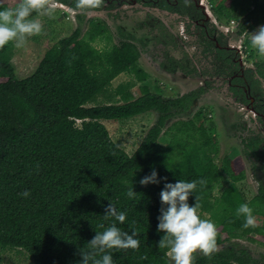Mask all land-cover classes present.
<instances>
[{"label": "trees", "instance_id": "16d2710c", "mask_svg": "<svg viewBox=\"0 0 264 264\" xmlns=\"http://www.w3.org/2000/svg\"><path fill=\"white\" fill-rule=\"evenodd\" d=\"M216 5L220 12L234 14L243 28L264 24V0H217ZM0 8L9 7L0 2ZM38 14L33 11L28 19ZM104 32L95 24L83 36L74 30L51 44L34 71L21 79L11 63L13 41L0 47V251L23 250L34 264H79L80 250L96 231H103L100 225L111 223L104 213L112 202L126 213L117 226L134 229L139 240L136 249L111 250L114 264H172L166 250L157 247L163 235L157 231V217L167 207L160 201L161 189L179 179L198 182L188 202L199 204L198 214H211L216 244L221 233L225 240L250 232L256 235L252 241L264 240V221L242 228L244 217L236 211L248 203L253 214L264 217V197L246 201L236 187L214 196L223 170L233 180L240 176L222 161L217 165L211 156L217 144L199 116L167 126L170 107L178 99L163 97L145 84L138 86V95L132 93L147 72L129 43L93 46L96 40H109ZM123 72L133 80L111 88ZM149 111L157 113V120L131 154L100 122ZM162 135H168L166 144L160 142ZM153 169L159 183L141 184ZM130 188L136 192L132 198L127 196ZM25 190L28 197L21 195ZM193 256V264L246 263L244 254L232 248Z\"/></svg>", "mask_w": 264, "mask_h": 264}, {"label": "flooded vegetation", "instance_id": "af4514ba", "mask_svg": "<svg viewBox=\"0 0 264 264\" xmlns=\"http://www.w3.org/2000/svg\"><path fill=\"white\" fill-rule=\"evenodd\" d=\"M46 6L60 8L61 16L76 21L78 25L73 31L78 29L81 36L94 24L104 27L109 40L102 47L133 45L141 68L140 57L149 43L155 49L156 68L167 75L179 74L178 80L182 76L195 77L200 85L190 92L182 95L158 92L163 97L178 99L170 107L168 120L188 121L199 116L217 144L218 151L211 154L217 165L221 166L222 161L240 176L233 180L223 170L222 178L230 181L224 189L236 187L246 201L256 195L264 197V56L252 50L250 43L251 32L259 25L251 29L241 27L239 19H230L224 11L220 12L212 0H104L101 6L90 9L77 8L76 0H46ZM90 12L112 19L116 32L101 18H87ZM130 14L136 20L128 21L126 16ZM84 22L87 28L82 34L80 25ZM135 36L140 38L139 42ZM148 76L147 73L146 79ZM208 91L222 95L224 104L218 109L231 123L229 129L235 145L224 152L219 148L220 136L213 119L215 107L202 105L192 117L186 114L191 103ZM184 117L188 118L183 120ZM253 215L264 221L261 215ZM255 236L250 232L237 238L261 245L258 250L233 244L222 249L232 248L238 255L243 253L245 264H264V240L252 241L250 238Z\"/></svg>", "mask_w": 264, "mask_h": 264}, {"label": "clouds", "instance_id": "9594fccd", "mask_svg": "<svg viewBox=\"0 0 264 264\" xmlns=\"http://www.w3.org/2000/svg\"><path fill=\"white\" fill-rule=\"evenodd\" d=\"M104 0H76L79 9L97 8ZM36 11L41 15L53 14V9L46 6V0H19L11 8H0V47L15 42L16 47H22L27 37L39 34L42 30L41 23L36 19H28L30 14ZM250 43L260 56H264V24L259 25L251 32ZM162 179V178H160ZM141 184L159 183L158 174L153 169L149 175H145L139 181ZM197 181L176 180L166 182L160 191V201L167 207L160 209L157 217V231H162V237L157 241L159 249H165L172 264H193V253L199 250L208 256L216 250L217 229L211 219L201 218L198 215L199 204H189L188 197L194 193ZM203 184L204 181L200 180ZM136 192L130 188L127 192L129 198ZM22 196L28 197L29 191L25 190ZM237 215H242L244 221L242 228L256 227L253 209L248 203H241ZM112 218L109 226L103 231H96L88 241L86 249L80 250L81 260L79 264H114L111 250L136 249L139 247L137 232L123 231L117 223L126 220V213L118 210L110 202L104 213V218Z\"/></svg>", "mask_w": 264, "mask_h": 264}, {"label": "rangeland", "instance_id": "374dc122", "mask_svg": "<svg viewBox=\"0 0 264 264\" xmlns=\"http://www.w3.org/2000/svg\"><path fill=\"white\" fill-rule=\"evenodd\" d=\"M18 1L19 0H0L1 3L7 4L9 8L14 7ZM212 1L215 3L217 0ZM49 7L53 9V14L51 16L46 14H38L37 16L32 18L38 20L42 25V30L39 34L27 37L25 44L19 48L15 46V42L13 41L14 53L11 59V63L14 67V72L17 78L21 79L30 75L34 71L36 65L40 61L47 48L60 38L71 34L73 29L78 25L73 19L69 18V21L65 17L61 16L62 14L59 11L61 10L60 8L51 6ZM224 12L229 16L230 19H236V16L232 13H229V11L224 10ZM90 17H98L105 20L111 30L113 32H116L115 24L113 23L112 19H108L106 16L100 15L99 12L88 13L87 18ZM126 17L128 21L136 20V16L133 14H130ZM80 28L83 34L87 28V24L84 22L80 25ZM255 30L256 29H254L252 32H254ZM138 35L143 37L141 33H138ZM135 37L137 39L136 41L139 42L140 38L138 36ZM136 41L134 42L137 43ZM92 43L96 48H102L103 42H99L98 40H96ZM143 49V54L140 57V65L148 73L149 76L143 82H135V85L132 88V93L134 95H138V86L142 84L147 85L153 92L158 93L160 91V93L163 95H173L174 93L175 95H182L194 90L196 87H198V85H200L196 81L195 77L185 78L181 75L182 77L178 80V78L180 77L179 74L173 76L165 74V72H162V70L156 68V57H154L155 55L153 56V53L155 52L154 47H152L151 44L148 43V45H146ZM252 50L256 49L252 47ZM128 80H133V76L125 72L120 73L111 81V88H115L118 84ZM182 81H186V83H183ZM221 97L222 95L218 94L215 91H208L207 93L199 97V99L201 102H206L203 105L212 104L216 109V115L213 119L220 136L219 148L222 152H224L228 148L234 146L235 142L233 141L234 137H232V131L229 129L231 123L224 119L223 113L218 109L219 105L224 104ZM212 100L214 101L213 103ZM156 116L157 113L150 111L135 116L134 118L125 120H101L100 122H102L107 127L110 136L115 141V143L123 148L128 154H131L141 142L147 129L154 123ZM190 116L191 115H189L188 117ZM188 117H184L182 119L186 120ZM175 121L176 119L169 121L167 123V126L171 125ZM76 122L77 125H79L81 121L77 120ZM160 142L161 144H166L168 142V135H162L160 137ZM229 185V179L221 178L215 186L214 196H219L222 190ZM198 215L201 218L211 219L213 221V219L211 218V214L200 213ZM254 217L256 223L261 222L260 218L256 216ZM231 244H233L234 247H238L241 245L243 247L248 246L252 251L258 250L261 247V245L257 243L238 239L237 237H232L231 239L226 241L225 234L221 233V242L216 244V251ZM195 253L201 254L199 250H197ZM0 264H34V262L30 260L27 253L23 250L6 249L0 251Z\"/></svg>", "mask_w": 264, "mask_h": 264}, {"label": "water", "instance_id": "95a60500", "mask_svg": "<svg viewBox=\"0 0 264 264\" xmlns=\"http://www.w3.org/2000/svg\"><path fill=\"white\" fill-rule=\"evenodd\" d=\"M206 103L205 101L204 102H201L200 99H196L193 104L189 107L188 111H187V115H191L190 117H192L194 115V113L204 104ZM197 109V110H196ZM193 111V113H192ZM157 120V116L155 118V121ZM154 121V123H155ZM153 125V124H152ZM151 125V126H152Z\"/></svg>", "mask_w": 264, "mask_h": 264}]
</instances>
